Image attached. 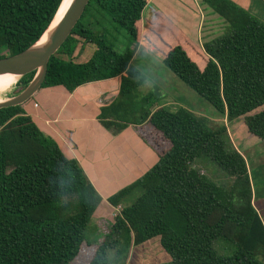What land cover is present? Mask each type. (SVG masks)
<instances>
[{
  "label": "trees",
  "instance_id": "trees-1",
  "mask_svg": "<svg viewBox=\"0 0 264 264\" xmlns=\"http://www.w3.org/2000/svg\"><path fill=\"white\" fill-rule=\"evenodd\" d=\"M61 2L0 0V59L37 41ZM201 2L228 24L227 31L203 51L177 45L163 63L227 122L244 117L248 131L264 143V112L253 113L264 105V22L228 0ZM145 5L146 0H89L49 58L40 88L72 92L118 77L119 96L101 108L99 120L118 131L133 124L134 111L120 99L139 86L130 60ZM79 39L95 46L82 64L71 59ZM34 75L18 79L21 91ZM138 119L169 147L142 178L107 198L121 209L105 239L93 242L97 248L89 264H125L132 246L155 237L171 257L167 264H264L257 257L264 224L252 204L247 164L231 146L226 127L211 128L184 108L145 111ZM200 157L234 178L230 190L190 167ZM98 202L77 161L63 155L22 105L0 109V264H73ZM217 240L229 244L225 253L214 247Z\"/></svg>",
  "mask_w": 264,
  "mask_h": 264
},
{
  "label": "crops",
  "instance_id": "crops-1",
  "mask_svg": "<svg viewBox=\"0 0 264 264\" xmlns=\"http://www.w3.org/2000/svg\"><path fill=\"white\" fill-rule=\"evenodd\" d=\"M228 1L264 22V0ZM221 22L225 26L224 30ZM138 24L141 33L136 41V55L133 54L130 63L138 65L140 59L148 63L146 60L149 59L155 64L152 65L154 69L164 65L163 60L173 47L180 45L184 50L194 47L203 51V45L225 33L228 28V24L201 0H146ZM94 51L93 44L79 39L71 59L73 63H85ZM119 86L120 79L115 77L81 85L72 92L62 86L40 88L22 104L25 113L42 133L57 143L63 155L77 161L99 197L91 216L96 222L91 227L89 238L85 235V240H92V243H82L73 264H89L97 248L93 242L100 243L110 232L114 215L120 211L121 205L113 207L107 198L142 178L157 164L159 155L169 147L147 121L127 124L119 131L114 127L107 129L102 124L99 120L101 108L109 106L118 98ZM174 101H177L175 96L168 94L149 113L158 108L170 112L184 108ZM34 103L37 104L36 108ZM225 119L221 116V121L227 123ZM114 129L118 132L113 133ZM263 151L264 143L257 139L251 149L248 147L238 152L247 164L252 196L257 201L255 205L258 204L254 208L264 224V204L261 205L264 203V195L256 196L252 188L254 178L248 165L251 153L262 154ZM170 261L171 257L162 249L159 237H155L132 246L125 264H167Z\"/></svg>",
  "mask_w": 264,
  "mask_h": 264
},
{
  "label": "rangeland",
  "instance_id": "rangeland-1",
  "mask_svg": "<svg viewBox=\"0 0 264 264\" xmlns=\"http://www.w3.org/2000/svg\"><path fill=\"white\" fill-rule=\"evenodd\" d=\"M221 23L223 25L222 28L224 30L225 26L223 22ZM133 54L136 55V52ZM146 61L148 63L140 59V63L138 65L131 64L139 72L136 78V80H138L139 86L136 88L137 92L131 93L125 97H121L120 99L126 105H128L129 108H131L134 111L135 119L134 118L132 119L134 121L133 122L134 124L140 123L138 118L145 111L152 110L155 104L156 103L159 104L160 100L163 99V97H165L168 94H172L173 96H175V99L177 100L174 102L180 103L181 106L184 107L187 111L196 113L203 123L208 124L210 127L213 128L222 127V125L226 126L227 129L226 133L227 136L229 137L231 146L235 149H238V151L244 150L248 147H250L251 149L257 143L258 138L252 135V133L248 131L247 127L245 126L244 117H241L232 122L224 123L223 121H221V116L216 114L213 108L203 98L198 96L190 88H188L183 83H181L170 72V70L167 69V67L161 65L160 67L154 69L152 66L155 65L154 62L149 59H147ZM17 81L11 86L10 89L0 93V101L7 100L21 91V86L18 84ZM172 105L174 107V104ZM262 111L264 112V105L258 108L257 110H255L253 113H258ZM256 150L259 151L258 148ZM250 155L251 157L248 165L250 170L252 171V175L254 178L252 181V185L254 187L252 188L253 190L256 191L257 197H263L264 151L262 152V154L251 153ZM190 165H191L190 167L193 170L203 175L204 177L208 178L216 185L226 190L231 189L234 182V178L228 175L227 173H225L224 171H222L208 157L197 158ZM130 200L132 199H128L127 201ZM252 201L254 207L255 208L258 207V204L255 205L257 201L256 199H253V196H252ZM130 202L128 203L126 202V204H130ZM263 204L264 203H262L261 205ZM95 222L96 221L94 219L92 218L90 219L88 228L85 231V235L88 238L91 235V227ZM214 247L217 249L219 253H225L229 249V244L223 240H217L214 243ZM257 252H258L257 257L259 258L260 261L264 263V247H259Z\"/></svg>",
  "mask_w": 264,
  "mask_h": 264
},
{
  "label": "water",
  "instance_id": "water-1",
  "mask_svg": "<svg viewBox=\"0 0 264 264\" xmlns=\"http://www.w3.org/2000/svg\"><path fill=\"white\" fill-rule=\"evenodd\" d=\"M88 2L89 0H71L57 23L48 31L54 16L37 41L16 55L0 59V76L14 75L19 79L35 71L34 77L22 91L7 100L0 101V109L22 105L40 89L46 75L49 58L57 52L70 35Z\"/></svg>",
  "mask_w": 264,
  "mask_h": 264
},
{
  "label": "bare ground",
  "instance_id": "bare-ground-1",
  "mask_svg": "<svg viewBox=\"0 0 264 264\" xmlns=\"http://www.w3.org/2000/svg\"><path fill=\"white\" fill-rule=\"evenodd\" d=\"M71 0H63L55 17L54 20L51 24V26L49 27L48 31L51 29V27H53L57 21L60 19V17L62 16L63 12L65 11V9L67 8L69 2ZM48 31L45 33V35L48 33ZM44 35V36H45ZM18 77L14 76V75H1L0 76V93L7 91L8 89L11 88V86L16 83Z\"/></svg>",
  "mask_w": 264,
  "mask_h": 264
},
{
  "label": "built area",
  "instance_id": "built-area-1",
  "mask_svg": "<svg viewBox=\"0 0 264 264\" xmlns=\"http://www.w3.org/2000/svg\"><path fill=\"white\" fill-rule=\"evenodd\" d=\"M33 106L36 108V107H37V104L34 103ZM118 213H119V212H117V213L114 215V217H115Z\"/></svg>",
  "mask_w": 264,
  "mask_h": 264
}]
</instances>
